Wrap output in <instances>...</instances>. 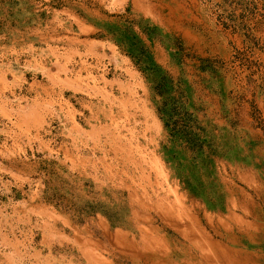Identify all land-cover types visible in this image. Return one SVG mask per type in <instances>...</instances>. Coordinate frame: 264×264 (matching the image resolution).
Wrapping results in <instances>:
<instances>
[{
  "label": "rangeland",
  "instance_id": "obj_1",
  "mask_svg": "<svg viewBox=\"0 0 264 264\" xmlns=\"http://www.w3.org/2000/svg\"><path fill=\"white\" fill-rule=\"evenodd\" d=\"M0 264H264V0H0Z\"/></svg>",
  "mask_w": 264,
  "mask_h": 264
}]
</instances>
